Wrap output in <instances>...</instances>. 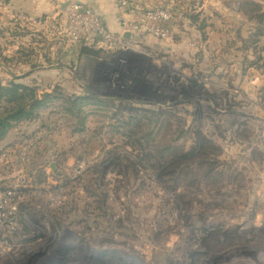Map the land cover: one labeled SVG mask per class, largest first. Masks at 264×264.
Instances as JSON below:
<instances>
[{
	"label": "rangeland",
	"instance_id": "obj_1",
	"mask_svg": "<svg viewBox=\"0 0 264 264\" xmlns=\"http://www.w3.org/2000/svg\"><path fill=\"white\" fill-rule=\"evenodd\" d=\"M135 1L171 11L170 40L138 38L97 56L74 43H35L31 61L45 57L33 76L16 77L30 68L15 52L41 37L22 40L27 32L14 24L3 40L0 14V83L74 94L92 110L81 132L80 112L53 98L39 118L10 129L15 146L0 148V196L15 189L17 228L0 264H192L197 253L200 264H264V53L243 49L252 27L237 11L243 0ZM251 1L264 10V0ZM201 138L208 143L196 149ZM192 150L201 156L165 170ZM117 152L119 165L91 172ZM109 248L124 259L106 255Z\"/></svg>",
	"mask_w": 264,
	"mask_h": 264
},
{
	"label": "trees",
	"instance_id": "obj_2",
	"mask_svg": "<svg viewBox=\"0 0 264 264\" xmlns=\"http://www.w3.org/2000/svg\"><path fill=\"white\" fill-rule=\"evenodd\" d=\"M237 11L239 13H241L246 19L247 21L251 24V28L248 29V36L247 37H241L240 41L243 44V49L244 50H250V49H254L255 52L258 51H262L264 53V44H263V40L262 37L264 36V10L262 8V6L256 2H253L251 0H243L240 2V6L239 9H237ZM197 17H191L190 20L193 22H196ZM14 26V24H13ZM16 28V26H15ZM3 31H9V29L7 28H3ZM13 30H11L10 32H12ZM8 32V34L10 33ZM26 34H22V37H24ZM5 39V36L3 34V40ZM10 41V46L14 44L13 40H9ZM260 42L262 43L261 48H258ZM7 47V46H6ZM0 48L1 44H0ZM4 45H3V52L5 51L4 49ZM19 48H22L21 50H19ZM16 53L21 54L22 56L24 55L25 59L23 60V62H19L22 63L24 65H29L32 63L31 58H29V56L31 55L33 57V47L32 45L30 46H24L21 45L19 47ZM100 50H95L93 48H90L88 46H82L79 48V54L81 55H86V56H97ZM255 52L253 53L255 55ZM3 58H5V55L3 56ZM263 59L262 56L257 55L256 56V61ZM6 60V58H5ZM247 63L252 66L254 63L252 61H247ZM199 90H202L203 86L202 85H198ZM62 97L63 99V111L65 112H72L73 109L72 108H68V107H64L65 106V101L69 104H71L73 106V108L76 110V112H80V117L79 118V122H80V128H77V130H83L84 126H85V122L84 119L87 115V113L90 110L91 107H87V110H84V105L86 104V101L84 100V98H80L76 95H68L65 96V94L63 93L61 96L60 94H57L56 92H53V94H50L49 92H43L42 94H40L36 88V86H28V85H24L21 83H16L13 81H10L6 84H1L0 83V143L3 142L5 140V138L7 137L10 129L12 128V126L14 124L17 123H22V122H30L33 121L34 119L39 118L41 115V109L43 107H45L47 104H50L51 102L49 101L50 99L53 100V98H60ZM101 100L96 99L93 104H99ZM90 106V105H89ZM96 109L98 108L97 106L95 107ZM152 110H148V112H151ZM154 114H159L161 116V114L164 115V117L168 118V111H160V110H154ZM90 115V113L88 114V116ZM87 116V117H88ZM87 119V118H86ZM86 130V128L81 131L84 132ZM35 133L37 136L40 133L39 131L37 132H33ZM39 138V137H38ZM40 139V138H39ZM37 144H40L39 141ZM35 143H32V145H35ZM208 140H205L203 138L198 139V143L196 146V149H199L203 146V144H207ZM38 147V145H37ZM13 148V145L11 144H6V146L4 147V150L6 151H11V149ZM124 153H114L111 158L108 156L107 158H105L104 160H101L100 163L95 164L94 167L91 169V172L93 169L97 170L98 172H100L99 168L101 169V171L104 170V168L106 167V164L111 163V164H115V165H119L120 163H117V160H120L119 158L121 156H123ZM58 156V154H57ZM56 156V157H57ZM201 156V153H198L194 150H192L191 152H187V153H181V155L171 159L169 158L167 161L166 166H165V170H170L173 171L174 169H172V165L173 163H179L181 165L184 164H191L193 162L194 159H196L197 157ZM208 156V153L206 154V157ZM166 159V158H165ZM207 162L208 159H206ZM128 162V166L129 164H134L131 161H127ZM169 163V164H168ZM176 169V168H175ZM133 171H137L135 169V164L133 166ZM102 173V172H101ZM102 204L104 202H101ZM103 206H100L99 209H103ZM105 209V208H104ZM107 209L105 210L106 214ZM88 225V224H87ZM58 227L63 228L62 225H59ZM214 229H208L207 230V236L209 237H215L216 234L213 231ZM82 245L87 246L88 244L83 240L80 239ZM112 242V240H109ZM206 243V241L203 243V245ZM106 255L108 254V256L112 257L113 259L116 258L117 260H121L120 258L124 259L125 256V252L120 251L118 249L115 248H109V249H104L103 251ZM103 253V254H104ZM113 255V256H112ZM198 256V258L193 259V263L192 264H200L199 262V257L202 254H195ZM92 258V257H90ZM92 260L93 264H97L98 260H95L94 258L90 259Z\"/></svg>",
	"mask_w": 264,
	"mask_h": 264
},
{
	"label": "built area",
	"instance_id": "obj_3",
	"mask_svg": "<svg viewBox=\"0 0 264 264\" xmlns=\"http://www.w3.org/2000/svg\"><path fill=\"white\" fill-rule=\"evenodd\" d=\"M119 7L123 28L119 32L111 31L103 18L92 8L77 1L69 0L62 14L64 17V30L71 43L76 47L88 46L101 51H117L128 49L131 39L124 35L128 32L138 35L140 32L158 40L166 41L172 38V27L169 22L172 13L164 7L149 8L135 0H115ZM81 165L77 164L72 169ZM15 189L11 188L0 196V253L4 252L10 242V237L17 228L15 217L16 203Z\"/></svg>",
	"mask_w": 264,
	"mask_h": 264
},
{
	"label": "crops",
	"instance_id": "obj_4",
	"mask_svg": "<svg viewBox=\"0 0 264 264\" xmlns=\"http://www.w3.org/2000/svg\"><path fill=\"white\" fill-rule=\"evenodd\" d=\"M68 1L69 0H4L3 10L0 11V14L3 15V28L9 29L8 32H10L11 27L13 26V24H15V26L17 27V31L19 30V28H21V31L27 32L24 37H21L22 40H24L25 37L28 36L37 35L41 37V39L37 40V42H35L34 40L30 42L32 47H34L35 43L37 44L40 43V45L44 46L45 48L57 49V47L62 45L64 46V48L66 47L67 50H69L71 49L70 47L71 42L69 41L66 32L64 30V17L62 14V10L60 8V5L62 3ZM72 1H77L92 8L97 14H99L103 18V20L106 22V25L111 31L119 32L122 30L123 25L120 20L121 19L119 13L120 11L115 0H72ZM172 30L174 33L173 27ZM8 32L3 31L4 36H6ZM149 37L150 36L146 35L145 33L140 32L138 35L132 34L129 38L133 41H136L138 40V38L150 39L151 37L150 38ZM14 45L15 48H17L18 43L13 44L12 46ZM20 45H26V44H19V46ZM12 46L10 48H12ZM62 53L65 54V52L63 51ZM37 57H40L41 59H39L37 62L36 60H34V62H32L31 64L25 65L28 66L30 69L27 70V72L16 75V77H20L21 75L33 76L34 74H37L35 73L36 69H33V66H37L39 63H42L43 65L45 56L38 55ZM51 71L52 69L50 70V72ZM18 124L19 123L14 124L13 126ZM9 133L5 138V140L0 143V148L4 147L6 144H9L8 142ZM13 146L15 145L13 144ZM94 259L100 261L99 259L96 258Z\"/></svg>",
	"mask_w": 264,
	"mask_h": 264
},
{
	"label": "water",
	"instance_id": "obj_5",
	"mask_svg": "<svg viewBox=\"0 0 264 264\" xmlns=\"http://www.w3.org/2000/svg\"><path fill=\"white\" fill-rule=\"evenodd\" d=\"M66 5H67V2H65V3H62L61 5H60V8H61V10H64L65 9V7H66ZM124 37L126 38V39H130L129 37H130V33H126L125 35H124ZM52 166V168H54V165L52 164L51 165ZM90 255V254H89Z\"/></svg>",
	"mask_w": 264,
	"mask_h": 264
},
{
	"label": "flooded vegetation",
	"instance_id": "obj_6",
	"mask_svg": "<svg viewBox=\"0 0 264 264\" xmlns=\"http://www.w3.org/2000/svg\"><path fill=\"white\" fill-rule=\"evenodd\" d=\"M42 262V261H41Z\"/></svg>",
	"mask_w": 264,
	"mask_h": 264
}]
</instances>
